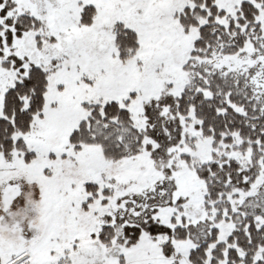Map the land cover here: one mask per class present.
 Masks as SVG:
<instances>
[{"label": "snow or ice", "instance_id": "snow-or-ice-1", "mask_svg": "<svg viewBox=\"0 0 264 264\" xmlns=\"http://www.w3.org/2000/svg\"><path fill=\"white\" fill-rule=\"evenodd\" d=\"M0 264H264V0H0Z\"/></svg>", "mask_w": 264, "mask_h": 264}]
</instances>
